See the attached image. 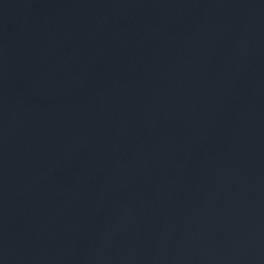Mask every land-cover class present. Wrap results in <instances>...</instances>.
<instances>
[{"label": "water", "instance_id": "obj_1", "mask_svg": "<svg viewBox=\"0 0 264 264\" xmlns=\"http://www.w3.org/2000/svg\"><path fill=\"white\" fill-rule=\"evenodd\" d=\"M0 264H264V80L122 130L0 148Z\"/></svg>", "mask_w": 264, "mask_h": 264}]
</instances>
